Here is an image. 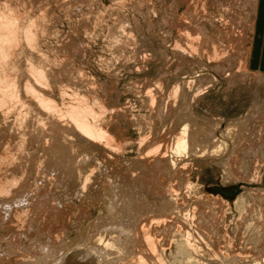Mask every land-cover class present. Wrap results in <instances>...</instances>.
I'll list each match as a JSON object with an SVG mask.
<instances>
[{"label":"rangeland","instance_id":"rangeland-1","mask_svg":"<svg viewBox=\"0 0 264 264\" xmlns=\"http://www.w3.org/2000/svg\"><path fill=\"white\" fill-rule=\"evenodd\" d=\"M256 8L0 0V264H99L109 250L74 243L88 230L120 240L129 264L152 250L162 264H264V75L247 60ZM81 116L106 138L91 139ZM188 122L203 150L175 156Z\"/></svg>","mask_w":264,"mask_h":264},{"label":"bare ground","instance_id":"bare-ground-1","mask_svg":"<svg viewBox=\"0 0 264 264\" xmlns=\"http://www.w3.org/2000/svg\"><path fill=\"white\" fill-rule=\"evenodd\" d=\"M1 19H2V18H1ZM4 19H5V18H4ZM2 20H3V19H2ZM2 20H0V21H2ZM6 22H7V20H6ZM7 24H8V22H7ZM10 24L12 25V23H10ZM9 27H10V26H9ZM14 32H15V31H14ZM11 37H13V35H12ZM7 39H8V38H7ZM9 39H10V38H9ZM11 39H12V38H11ZM2 40H3V39H2ZM4 40H5V39H4ZM2 45H3V44H2ZM3 46H4V45H3ZM1 47H2V46H1ZM2 48H4V47H2ZM5 49H6V48H5ZM5 49H4V50H5ZM4 50H3V51H4ZM0 52H1V51H0ZM5 52H6V51H5ZM0 54H1V53H0ZM3 54H4V53H3ZM6 54H7V53H6ZM6 54H5V55H6ZM1 55H2V54H1ZM2 60H4V59H2ZM38 72H39V71H38ZM39 73H40V72H39ZM40 74H41V73H40ZM42 74L44 75L43 72H42ZM3 75H4V74H3ZM37 76H38V75H37ZM0 77H1V76H0ZM39 77H40V75H39ZM42 77H43V76H42ZM4 78H5V77H4ZM2 80H3V79H2ZM1 82H2V81H0V83H1ZM2 83H4V82H2ZM11 84H12V83H11ZM176 88H177V87H176ZM28 90H30V89H28ZM175 90H176V89H175ZM26 91H27V90H26ZM31 91H32V90H31ZM33 91H34V90H33ZM176 91H178V89H177ZM27 93H28V92H27ZM177 93H178V92H177ZM13 94H15V93H12L11 95L13 96ZM15 96H16V95H15ZM37 96L39 97V95H37ZM13 97H14V96H13ZM13 97H12V98H13ZM4 98H5V96H4ZM14 98H15V97H14ZM14 98H13V99H14ZM81 98H82V97H81ZM177 98H178V97H177ZM39 99H41L40 102L43 100L42 97H39ZM83 99H84V98H83ZM1 100H2V99H1ZM44 100H45V101H44ZM44 100H43V101H44L43 104H45V102H46L48 99L46 100L45 97H44ZM50 100L52 101V99H50ZM77 100H78V99H77ZM37 101H38V100H37ZM78 102H79V101H78ZM82 102H83V100H82ZM38 103H39V102H38ZM41 103H42V102H41ZM86 103H87V102H86ZM39 104H40V103H39ZM50 104H51V102L49 101V105H50ZM41 105H42V104H41ZM47 105H48V104H47ZM47 105H46V106H47ZM81 105H82V104H81ZM85 105H86V104H85ZM88 105H90V104H87L86 107H88ZM43 106H45V105H43ZM50 106H51V105H50ZM50 106H49L48 108H50ZM53 106H54V104H53L51 107H53ZM78 106L80 107V104H79ZM83 106H84V105H83ZM83 106H81V108H82ZM76 107H77V106H76ZM76 107H75V108H76ZM90 108H91V110L93 109L92 106H90ZM55 109H56V108H55ZM78 109H79V108L76 109V110H77V114L75 113L77 116H78V115L80 116V115H82V114L85 112V111H83V113H82V112H81L82 110L79 111ZM73 110H74V109H73ZM73 110H72V112H73ZM76 110H75V111H76ZM84 110L87 111V110H90V109H84ZM93 110H95V109H93ZM70 111H71V110H70ZM87 113H88V111H87ZM75 114H74V115H75ZM92 114H95L94 111H93V112L91 111V114H90V115L88 114V116L91 117ZM71 115H73V113H72ZM82 116H83V115H82ZM82 116H81V117H82ZM85 116H86V115H84L83 117H85ZM96 116H97V114H96ZM75 117H76V116H75ZM75 117H73V118L75 119ZM81 117H80L81 120H78V122H77V120H75V121L78 123V124H77L78 126H79V124H81V122L84 120L83 117H82V118H81ZM86 117H87V116H86ZM92 117H93V116H92ZM189 117H190V115H189ZM78 118H79V117H78ZM78 118H77V119H78ZM85 119H88L87 121L89 122V119H91V118H88V117H87V118H85ZM80 121H81V122H80ZM92 121H93V120H92ZM79 122H80V123H79ZM83 122H84V121H83ZM84 123H85V125H86V128L83 126V124H81V126H79V127H82V126H83V128L88 129V130H89V128H91V129H90V133H91V134H90V133L87 134V136L90 134L89 137L91 138V137H92L91 135H93L92 133H97V132L95 131L96 129H95V130H92V129L94 128L93 126H94L95 124L90 123L91 126L93 127V128H92L91 126H89V124H88L86 121H85ZM87 124H88V126H87ZM92 124H93V125H92ZM187 124H188V125H186V123L183 124V125H185V126H183V127L181 128V130H180L178 136H176V135L174 136V137H175V140H174V142L172 141V143H171L172 146L170 145V146H171L170 149L172 150L171 152H173L175 156H176V155H179V156H180V155H183V156L186 155V156H188V155H190V154H194V155H195V154H197L199 151L203 150V149H201V147L203 148V146L198 145L199 143H201V141L198 140V139H199L198 137H200L198 133H199L200 131L198 132V130H196L197 133L194 132V129H192V131H191V130H190L191 127H189V126H190V125H189V122H188ZM87 127H88V128H87ZM96 127H97V125L95 126V128H96ZM100 127H101V126H100ZM83 128H80V129H81V131L83 130V132H84L85 130H84ZM97 129H98V127H97ZM101 129H102V128H101ZM78 130H79V129H78ZM91 130H92V132H91ZM102 130H104V129H102ZM104 131H105V130H104ZM104 131H103V132H104ZM106 131H107V130H106ZM190 131H191V134L189 133ZM99 132H101V131H98V134H97V135H98V137H100V138H103V137H102L103 134H104L103 136H105V135L107 134V132H106V134L103 133V134L101 135V134H99ZM192 132H193V134H192ZM101 133H102V132H101ZM176 134H177V133H176ZM85 135H86V132H85ZM99 135H100V136H99ZM94 136L96 137L95 134L93 135V137H94ZM109 136H110V135H109ZM93 137H92L91 139H93ZM98 137H96V138H94V139H98ZM111 137H112V136H111ZM104 138H106V136H105ZM113 138H114V137H113ZM108 139H109V137H107V140H108ZM101 140H103V139H101ZM109 140L111 141L112 139L110 138ZM103 141H104V140H103ZM114 141H115V140H114ZM198 141H199V142H198ZM104 142H105V141H104ZM104 142H103V143H104ZM111 143H113V140H112ZM166 147H168V145H167ZM159 149H160V148H159ZM166 149H167V148H166ZM167 151H168V150H167ZM201 152H202V151H201ZM164 153H165V152H164ZM168 153H169V152H168ZM156 154H157V153H156ZM170 155H172V154H170ZM174 155H173V156H174ZM164 156H166V155H164ZM164 156H163V157H164ZM175 156H174V157H175ZM158 157H159V156H158ZM163 157H162V158H163ZM162 158H161V159H162ZM166 158H167V157H166ZM161 159H160V160H161ZM167 159H169V158H167ZM167 159H166V160H167ZM170 160H171V159H170ZM172 160H174V159H172ZM172 160H171V161H172ZM167 162H168V161H167ZM172 162H174V161H172ZM169 163H170V162H168V164H169ZM164 164H165V163H164ZM166 164H167V163H166ZM166 164H165V165H166ZM170 165H171V164H170ZM170 165H167V166L169 167ZM172 165H174V163H172ZM161 166H162V165H161ZM174 166H175V165H174ZM164 167H166V166H164ZM166 168H167V167H166ZM167 169H168V168H167ZM169 169H170V168H169ZM11 170H12V169H11ZM15 170H16V169H15ZM11 173H12V172H11ZM14 173H15V172H14ZM22 173H23V172H22ZM9 174H10V173H9ZM24 174H25V173H24ZM5 177H6V176H5ZM12 179H13V178H12ZM3 180H4V179H3ZM15 180H16V179H15ZM0 181H1V180H0ZM7 181H8V180H7ZM17 181H18V178H17ZM10 182H11V181H10ZM15 182H16V181H15ZM1 183H2V182H1ZM5 184H6V183H5ZM15 184H17V183H15ZM9 187H10V186H9ZM22 188H23V187H22ZM3 189H4V188H3ZM6 189H7V188L4 189L5 192H6L7 190H9V189H7V190H6ZM23 189H24V188H23ZM174 190H175V189H174ZM0 191H1V190H0ZM45 191H46V190H45ZM3 192H4V191H3ZM21 192H22V191H21ZM7 193H8V192H7ZM173 193H174V191H173ZM23 196H24V195H23ZM23 196H22V197H23ZM178 198H179V197H178ZM240 200L243 201V200H244L243 197H241ZM11 201H12V200H11ZM19 201H20V200H19ZM19 201H18V202H19ZM172 201H175V200H172ZM16 202H17V201H16ZM18 202H17V203H18ZM24 202H25V201H24ZM170 202H171V200H170ZM183 202H184V201H183ZM244 202H245V201H244ZM244 202H243V203H244ZM171 203H172V202H171ZM173 203H174V202H173ZM243 203H241L240 205H242ZM27 204H28V203H27ZM53 204H54V203H53ZM71 204H72V203H71ZM71 204H69V205H71ZM178 204H179V202H178ZM244 204H245V203H244ZM244 204H243V206H244ZM11 205H12V203H11ZM31 205H32V204H31ZM146 205H148V203H147ZM156 205H157V204H156ZM156 205H155V206H156ZM168 205H169V204H168ZM248 205H249V204H248ZM18 206H19V205H18ZM18 206H17V207H18ZM21 206H22V205H21ZM171 206H172V205H171ZM174 206H175V204H174ZM214 206H215V205H214ZM243 206H242V208H241V206H239L240 208H238V209H247V208L249 207V206H248V207L246 208V206H247L246 204H245L244 207H243ZM252 206H253V204L251 205V207H252ZM29 207H30V205H29ZM55 207H56V206H55ZM67 207L69 208V206H67ZM67 207H66V208H67ZM70 207H71V206H70ZM145 207H147V206H145ZM145 207H144V208H145ZM148 207H149V206H148ZM159 207H160V206H159ZM166 207L168 208L169 206H165V207H163V208H164V211H165V210L168 211V209H166ZM176 207H177V205H176ZM178 207H179V206H178ZM180 207H181V206H180ZM236 207H237V206H236ZM24 208H25V207H24ZM32 208H33V206H32ZM35 208H36V207H35ZM61 208H63V207H61ZM64 208H65V207H64ZM68 208H67V210H64V211H65V212L68 211V210H69ZM150 208H152V206H151ZM157 208H158V207H157ZM161 208H162V207H161ZM170 208H171V209H174V208H172V207H170ZM170 208H169V209H170ZM26 209H27V208H26ZM152 209H153V208H152ZM171 209L169 210V213H171V212L173 213V211H171ZM238 209H237V210H238ZM253 209H254V208H253ZM258 209H259V208H258ZM59 210H61V209H59ZM62 210H63V209H62ZM62 210H61V211H62ZM145 210H146V209H145ZM154 210H155V209H154ZM156 210H157V209H156ZM158 210H160V209H158ZM248 210H249V209H248ZM251 210H252V209H251ZM61 211H60V212H61ZM64 211H63V215H64ZM71 211H72V208H71ZM170 211H171V212H170ZM175 211H176V210H175ZM179 211H181V210H179ZM202 211H203V210H202ZM210 211H211V210H210ZM238 211H239V210H238ZM259 211H260V210H259ZM21 212H22V211H21ZM148 212H149V208H148ZM176 212H177V211H176ZM239 212L242 213L243 210H242V211H239ZM244 212H245V211H244ZM244 212H243V213H244ZM53 213H54V212H53ZM69 213H70V212H69ZM167 213H168V212H167ZM167 213H165L166 216H168ZM169 213H168V214H169ZM185 213H186V212H185ZM252 213H253V212H252ZM261 213H262V211H261ZM20 214H21V213H20ZM26 214H27V211H26ZM59 214H60V213H59ZM145 214H147V213L145 212ZM173 214H174V213H173ZM176 214H178V213H176ZM176 214H175V215H176ZM188 214H189V213H188ZM215 214H216V213H215ZM245 214H246V213H245ZM250 214H251V213H250ZM23 215H24V214H23ZM63 215H62V216H63ZM148 215H151V214L148 213ZM169 215H170V214H169ZM182 215H183V214H182ZM191 215H192V214H191ZM222 215H223V214H222ZM251 215H252V214H251ZM255 215H256V214H255ZM259 215H261V214H259ZM262 215H264V214H262ZM262 215H261V217H262ZM15 216H16V215H15ZM15 216H14V217H15ZM17 216H18V215H17ZM58 216H60V218H61V215H58ZM67 216H69V215H67ZM67 216H64V217L67 218ZM146 216H147V215H146ZM151 216H152V215H151ZM188 216H190V215H188ZM241 216H242V215H241ZM18 217H19V216H18ZM20 217H21V216H20ZM54 217H55V216H54ZM138 217H139V216H138ZM168 217H170V216H168ZM172 217H173V216H172ZM186 217H187V216H186ZM203 217H204V216H203ZM213 217H214V216H213ZM259 217H260V216H259ZM261 217H260V218H261ZM22 218H23V217H22ZM66 218H65V220H66ZM136 218H137V217H136ZM144 218H145V217H144ZM160 218H161V217H160ZM166 218H167V217H166ZM188 218H189V217H188ZM257 218H258V217H257ZM257 218L254 216L253 219H257ZM263 218H264V217H263ZM263 218H262V219H263ZM15 219H17V218H15ZM55 219H56V218H55ZM63 219H64V218H63ZM138 219H140V218H138ZM154 219H155V217H154ZM161 219H162V218H161ZM163 219H164V217H163ZM239 219H240V218H239ZM249 219H252V218H249ZM258 219H259V218H258ZM258 219H257V220H258ZM56 220H57V219H56ZM60 220H61V219H60ZM67 220H68V219H67ZM141 220H142V219H141ZM155 220H156V219H155ZM157 220H158V219H157ZM167 220H168V219H167ZM167 220H166V221H167ZM174 220H175V219H174ZM231 220H232V219H231ZM257 220H256V221H257ZM16 221H17V220H16ZM94 221H95V220H94ZM139 221H140V220H139ZM163 221H164V220H163ZM166 221H165V222H166ZM186 221H188V220H186ZM222 221H223V220H222ZM251 221H252V220H251ZM259 221H260V219H259ZM64 222H65V221H64ZM153 222H155V221H153V219H152V224H154ZM217 222H218V221H217ZM252 222H253V221H252ZM59 223H60V222H59ZM140 223H141V222H140ZM150 223H151V222H150ZM161 223H162V222H161ZM177 223H178V222H177ZM188 223H189V222H188ZM234 223H235V222H234ZM66 224H67V222H66ZM66 224H65V225H66ZM93 224H94V223H93ZM159 224H160V223H159ZM159 224H158V225H159ZM249 224H250V222H249ZM252 224H253V223H252ZM256 224H257V223H256ZM256 224H255V225H256ZM91 225H92V224H91ZM94 225H95V224H94ZM144 225H145V224H144ZM149 225H150V224H149ZM169 225H170V224H169ZM60 226H61V225H60ZM154 226H155V225H154ZM206 226H207V225H206ZM244 226H245V225H244ZM250 226H251V224H250ZM91 227H94V226L92 225ZM91 227H90V230H92ZM150 227H151V226H150ZM156 227H157V225H156ZM158 227H159V226H158ZM158 227H157V228H158ZM64 228H65V227H64ZM64 228H63V229H64ZM165 228H166V227H165ZM172 228H173V227H172ZM116 229H117V228H116ZM154 229H155V228H154ZM185 229H186V228H185ZM217 229H218V227H217ZM248 229H249V228H248ZM259 229H260V227H259ZM99 230H100V229H99ZM150 230H151V229H150ZM156 230H157V229H156ZM158 230H159V229H158ZM86 231H87V230H86ZM111 231H112V230H111ZM143 231H144V230H143ZM192 231H193V230H192ZM88 232H89V230H88L86 233L82 234V236L80 235L81 237L78 238V239L76 240V242H74V240H73V242H74L75 244H77V245L82 243V246H84V243H85V244L87 243L86 245H88L89 248H90V249H88V250L91 251V249H92L93 252H94V251H95V252H98V251H100V249L102 250V252H104V251H103V248H105L106 250H109V252L107 251V252H108V253L106 254L107 256L104 255V257L106 256L105 258H102L103 256H100V257L102 258V260H101V259L99 260V264H129L128 261H127L128 263L125 262V261H126V257L129 256V255H127L128 253H127V254L125 253L127 256H126L125 254H123L124 256H126V257H124V258H123V255L121 254V251L123 252V250H122V248L118 245V242H119L120 240L118 241V239H116L115 237H114L115 239H114L113 237H110V236L108 237L106 233H103V231L100 232V234H99V231H97V232H98L97 234H95V232H94V234H95L96 236L94 235V237L92 238V237H91V236H92L91 234H90L91 236L86 235ZM105 232H106V231H105ZM119 232H120V231H119ZM144 232H145V231H144ZM146 232L149 233L148 230H147ZM155 232H156V231H155ZM188 232H189V231H188ZM246 232H247V231H246ZM246 232H245V233H246ZM90 233H91V232H90ZM114 233H115V232H114ZM120 233H121V232H120ZM125 233H126V232H125ZM150 233H151V231H150ZM161 233H162V232H161ZM174 233H175V232H174ZM174 233H173V234H174ZM189 233H190V232H189ZM189 233H188V234H189ZM224 233H225V232H224ZM242 233H243V232H242ZM245 233H244V234H245ZM88 234H89V233H88ZM92 234H93V233H92ZM141 234H142V233H141ZM153 234H155V233H153ZM188 234H187V235H188ZM113 235H114V234H113ZM113 235H112V236H113ZM145 235H147V234H145ZM156 235H157V234H156ZM87 236L90 237L89 240H88L89 237H87ZM153 236H154V235H153ZM153 236L151 237V235H148V236H147V239H146L145 241H148L147 243H149V242L151 243V241H152V243H154V242L157 243V240L154 241V240H152L151 238L156 239L159 235L156 236V238H155V236H154V237H153ZM58 237H59V236H58ZM150 237H151V238H150ZM181 237H182V236H181ZM190 237H191V236H190ZM61 238H62V237H61ZM117 238H118V235H117ZM141 238H142V237H141ZM143 238H144V237H143ZM188 238H189V237H188ZM56 239H57V238H56ZM58 239H60V238H58ZM86 239H87L88 241H87ZM120 239H121V238H120ZM144 239H145V238H144ZM176 239H177V238H176ZM179 239H180V238H179ZM142 240H143V239H142ZM149 240H150V241H149ZM194 240H195V239H194ZM197 240H198V239H197ZM57 241H58V240H57ZM140 241H141V240H140ZM153 241H154V242H153ZM187 241H189V240H187ZM59 242H60V241H59ZM183 242H184V241H183ZM223 242H224V241H223ZM74 243H72V246H73ZM147 243L145 242V244H147ZM152 243H151V244H152ZM193 243H194V241H193ZM196 243H197V242H196ZM45 244H46V243H45ZM49 244H52V243H49ZM69 244H70V243H69ZM69 244H68V245H69ZM75 244H74V245H75ZM123 244H124V243H123ZM151 244H147V247H148L149 245H150V247H151ZM177 244H178V243H177ZM187 244H190V241H189ZM187 244H186V242H184L183 244L181 243L180 245L178 244L179 247H180V249L183 250L182 252H186V251H187V250L185 251L186 248L188 249ZM56 245H58V244H56ZM152 245H155V244H152ZM156 245H157V244H156ZM156 245H155V246H156ZM159 245H160V244H159ZM196 245H197V244H196ZM52 246H53V245H52ZM78 246H79V245H78ZM78 246H77V247H78ZM122 246H123V245H122ZM125 246H126V245H125ZM127 246H128V245H127ZM131 246H132V245H131ZM190 246H191V244H190ZM190 246H189V247H190ZM197 246H198V245H197ZM42 247H44V246H42ZM58 247H59V246H58ZM67 247H68V246H67ZM70 247H71V245L69 246V248H70ZM145 247H146V246H145ZM179 247H178V248H179ZM192 247L194 248V245H192ZM59 248H60V247H59ZM153 248H155V247L152 246V248H150V250H152ZM199 248H200V247H199ZM199 248H197V250H198ZM52 249H54V248H52ZM70 249H72V248H70ZM111 249H112V250H111ZM113 249H114V251H113ZM123 249L125 250L124 247H123ZM39 250H40V249H39ZM42 250H43V249H42ZM60 250H61V249H60ZM62 250H63V247H62ZM97 250H98V251H97ZM130 250H131V249H130ZM136 250H137V249H136ZM147 250H149V249L147 248ZM181 250H180V251H181ZM189 250H190V249H189ZM225 250H226V249H225ZM58 251H59V250H58ZM68 251H69V250H68ZM112 251H113V252L116 251V252L114 253V254H116V258L114 257L115 260H112V259H111L112 257H111L110 255L113 254V253H111ZM128 251H129V250H128ZM128 251H127V252H128ZM156 251H157V250H156ZM195 251H196V250H195ZM44 252H45V251H44ZM88 252H89V251H88ZM88 252H87V253H88ZM102 252L100 251V253H99L98 255H100ZM140 252H141V251H140ZM148 252H149V251H148ZM151 252L153 253V255H155L154 257L151 256L152 254H150V253L147 254V255H148V257H147V256H146V253H144V255H143V254H142L143 252H142V253H139L140 255L137 257V260H136V261H135V260H134V262L131 261V264H162V262H163V261H161L162 257L160 258V256H158V253H159V252L156 253L155 250H154V251L152 250ZM154 252H155L156 254H154ZM190 252H191V251H190ZM226 252H227V251H226ZM226 252H225V253H226ZM47 253H48V252H47ZM59 253L61 254L62 252L60 251ZM63 253H64V250H63ZM91 253H92V252H91ZM135 253H137V252H135ZM135 253H134V254H135ZM179 253H180V252H179ZM64 254H65V253H64ZM64 254H63V255H64ZM102 254H103V253H102ZM114 254H113V255H114ZM137 254H138V253H137ZM149 254H150V255H149ZM180 254H181V253H180ZM190 254H191V253H190ZM216 254H217V253H216ZM48 255H49V254H48ZM50 255H51V254H50ZM58 255H59V254H58ZM88 255H89V254H88ZM95 255H96V254H95ZM98 255H97V256H98ZM113 255H112V256H113ZM159 255H160V253H159ZM213 255H214V254H213ZM239 255H240V254H239ZM149 256H150L151 259L149 258ZM161 256H162V255H161ZM42 257H43V256H42ZM108 257H109V258H108ZM110 257H111V258H110ZM134 257H135V255H134ZM152 257H153V258H152ZM27 258H28V257H27ZM47 258H48V257H47ZM127 258H128V257H127ZM132 258H133V257H132ZM132 258H131V259H132ZM189 258H190V257H189ZM217 258H218V257H217ZM223 258H224V257H223ZM232 258H233V257H231V260H233ZM239 258H240V257H239ZM42 259H43V258H42ZM62 259H63V258H62ZM134 259H136V258H134ZM192 259H193V258H192ZM218 259H219V258H218ZM225 259L227 260V258H225ZM225 259H224V260H225ZM228 259H229V258H228ZM48 260H49V259H48ZM51 260H52V259H51ZM54 260H55V259H54ZM56 260H57V261H56ZM56 260H55L56 262H59L61 259L58 260V259L56 258ZM163 260H164V259H163ZM221 260H222V259H221ZM239 260H240V259H239ZM263 260H264V259H263ZM10 261H11V260H10ZM37 261H38V260H37ZM41 261H42V260H41ZM55 261H54V262H55ZM61 261H62V260H61ZM165 261H166V260H165ZM190 261H191V258H190ZM255 261H256V259H255ZM255 261H254V262H255ZM27 262H28V261H27ZM43 262L45 263V261H43ZM48 262H49V261H48ZM54 262H52V263L55 264ZM186 262H187V261H186ZM221 262H222V261H221ZM238 262H239V261H238ZM240 262H242V260H241ZM259 262H260V261H259ZM37 263H38V262H37ZM50 263H51V262H49V264H50ZM163 263H164V262H163ZM194 263H195V262H194ZM227 263H228V262H227ZM257 263H258V262H257ZM257 263H255V264H257ZM19 264H20V263H19ZM22 264H23V263H22ZM24 264H25V263H24ZM26 264H29V263H26ZM30 264H31V263H30ZM33 264H34V263H33ZM40 264H41V263H40ZM56 264H57V263H56ZM165 264H166V263H165ZM195 264H196V263H195ZM252 264H253V263H252ZM260 264H261V263H260Z\"/></svg>","mask_w":264,"mask_h":264},{"label":"crops","instance_id":"crops-1","mask_svg":"<svg viewBox=\"0 0 264 264\" xmlns=\"http://www.w3.org/2000/svg\"><path fill=\"white\" fill-rule=\"evenodd\" d=\"M247 60L252 71L264 75V0H258Z\"/></svg>","mask_w":264,"mask_h":264}]
</instances>
